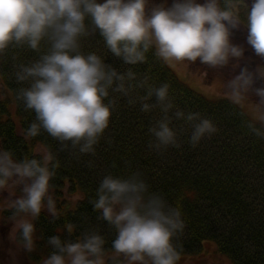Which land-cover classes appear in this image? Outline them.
<instances>
[{
	"label": "clouds",
	"instance_id": "1",
	"mask_svg": "<svg viewBox=\"0 0 264 264\" xmlns=\"http://www.w3.org/2000/svg\"><path fill=\"white\" fill-rule=\"evenodd\" d=\"M247 3V0H246ZM248 4V3H247ZM239 0H0V53L11 46L40 52L39 59L21 65L17 73L28 87L19 98L33 110L36 122L27 132L38 136L41 130L61 143L79 145L89 153L109 127L116 108L111 93L128 97L129 103L141 102L148 112L155 103L165 114L150 128L157 150L178 146V132L168 113L173 109L169 86L151 87L137 81L131 70L121 73L96 53L81 51L82 38L99 32L108 50L127 65L146 62L147 53L165 61L199 62L213 69L240 66L246 48L233 42L234 30L247 31V45L264 58V0L248 4L242 22ZM235 61V64L232 62ZM264 80V63L254 71L243 68L225 81V88L236 98L255 92L264 103V88H254ZM137 88H146L145 96L134 97ZM176 119L192 124L190 143L197 146L218 129L198 114L176 111ZM264 137V126H251ZM54 157L18 159L14 152L0 149V190L10 184L22 187L23 196L13 202L14 215L25 214L14 224L26 251H32L36 224L42 212L56 215L50 194L55 176ZM99 219L116 232L107 256V241L98 231L83 233L75 242L59 235L48 239L54 251L43 264H178L180 252L174 244L185 224L179 210L149 189L139 173L127 177L106 175L92 201ZM122 258V261H121Z\"/></svg>",
	"mask_w": 264,
	"mask_h": 264
},
{
	"label": "trees",
	"instance_id": "2",
	"mask_svg": "<svg viewBox=\"0 0 264 264\" xmlns=\"http://www.w3.org/2000/svg\"><path fill=\"white\" fill-rule=\"evenodd\" d=\"M44 51L46 47L36 52L11 46L0 53V149L11 150L18 159L40 158L37 148L42 146L56 165L50 188L56 215L45 211L33 218L36 233L32 251L25 250L17 233V243L29 264H43L54 251L48 244L50 237L59 235L75 242L90 231L105 237L107 256L116 255L111 250L115 229L98 218L92 201L106 175L127 177L133 173H139L151 192L180 211L185 227L174 240L180 259L199 256L212 245L230 264H264V137L250 127L264 124L231 100L210 99L193 90L154 48L147 53L146 62L125 64L111 54L97 31L82 38V52L96 53L121 73L131 70L137 81L151 87L169 86L173 109L168 115L178 132V146L154 147L150 128L165 115L154 97L146 102L155 107L145 112L138 99L129 103L120 93H111L116 108L93 152L82 153L79 145L61 143L43 130L38 136H28L36 115L19 98L20 89L28 83L18 81L17 73L21 65L31 64ZM146 94V88H137L132 95L138 98ZM176 111L210 119L218 131L193 147L192 124L176 119ZM13 202L3 211L5 217L18 216L14 215Z\"/></svg>",
	"mask_w": 264,
	"mask_h": 264
},
{
	"label": "rangeland",
	"instance_id": "3",
	"mask_svg": "<svg viewBox=\"0 0 264 264\" xmlns=\"http://www.w3.org/2000/svg\"><path fill=\"white\" fill-rule=\"evenodd\" d=\"M157 3H162L163 0H156ZM173 0H168L169 5ZM167 64L176 72L178 77L185 82L193 90L210 99H228L223 93V83L219 78L213 76L219 73V71L211 70L209 73L200 68L196 62L189 61H166ZM249 70L252 71L250 67ZM215 72V73H214ZM208 74H210L208 76ZM212 76V78H210ZM233 101V100H231ZM242 107V106H241ZM254 120L264 124V117L259 113L253 114L251 111L242 107ZM37 152L40 155H44L47 151L39 146ZM22 190L21 186L10 184L6 189L0 190V264H29L22 248L17 243V230L14 224L20 217H24L25 214L18 216L11 215L5 217L3 211L11 208V202L18 197L24 195L22 192L18 194V190ZM33 220L32 217H25ZM178 264H230V262L222 256L215 253V249L212 245H209L203 254L195 257H189L180 259Z\"/></svg>",
	"mask_w": 264,
	"mask_h": 264
},
{
	"label": "flooded vegetation",
	"instance_id": "4",
	"mask_svg": "<svg viewBox=\"0 0 264 264\" xmlns=\"http://www.w3.org/2000/svg\"><path fill=\"white\" fill-rule=\"evenodd\" d=\"M247 3L251 5L252 0H247ZM246 3V0H239V6L237 8V11L240 14L241 21L243 22L246 19L247 11L249 10V6ZM232 40L234 43L244 46L247 50L245 52V58L240 61V66L237 68H232L231 65L228 67H225L223 69H213L209 68L207 65H203L197 60V64L200 68H202L203 71L206 73L210 72L211 70L219 71L224 73V75L221 76L216 73L213 76H216L221 80L223 83V93L226 97H228L230 100H233L234 103L238 104L239 106L244 107L245 109L251 111L253 114L259 113L264 117V103L261 102L262 98L255 95V92H251L249 94H246L242 96L240 99H236L226 88H225V81L230 79L234 74H239V72L243 68L250 67L252 71L256 69V67L264 63V58L258 57L255 55V53L251 50L250 46L247 45V31L243 27L240 29L234 30L232 34ZM235 64V61L232 62ZM215 73V72H214ZM210 74H208L209 76ZM212 78V76L210 77ZM254 88H264V80L257 79Z\"/></svg>",
	"mask_w": 264,
	"mask_h": 264
}]
</instances>
